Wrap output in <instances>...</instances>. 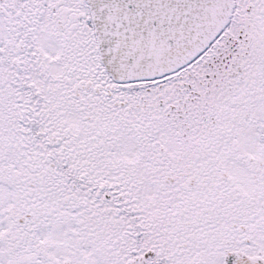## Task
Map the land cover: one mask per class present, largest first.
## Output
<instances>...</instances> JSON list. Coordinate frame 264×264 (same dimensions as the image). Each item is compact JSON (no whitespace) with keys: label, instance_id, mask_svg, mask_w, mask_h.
<instances>
[{"label":"snow or ice","instance_id":"6c2138e0","mask_svg":"<svg viewBox=\"0 0 264 264\" xmlns=\"http://www.w3.org/2000/svg\"><path fill=\"white\" fill-rule=\"evenodd\" d=\"M0 264H264V0H0Z\"/></svg>","mask_w":264,"mask_h":264}]
</instances>
